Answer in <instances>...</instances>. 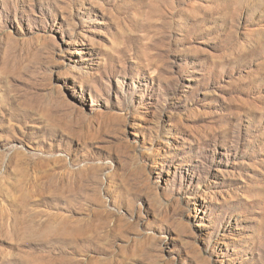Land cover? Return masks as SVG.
Wrapping results in <instances>:
<instances>
[{"label":"rangeland","instance_id":"374dc122","mask_svg":"<svg viewBox=\"0 0 264 264\" xmlns=\"http://www.w3.org/2000/svg\"><path fill=\"white\" fill-rule=\"evenodd\" d=\"M0 264H264V0H0Z\"/></svg>","mask_w":264,"mask_h":264}]
</instances>
